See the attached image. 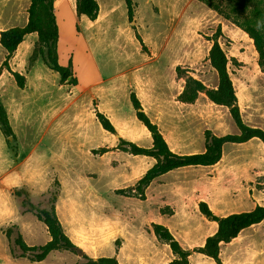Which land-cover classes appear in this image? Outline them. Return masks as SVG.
<instances>
[{"label": "rangeland", "instance_id": "obj_1", "mask_svg": "<svg viewBox=\"0 0 264 264\" xmlns=\"http://www.w3.org/2000/svg\"><path fill=\"white\" fill-rule=\"evenodd\" d=\"M52 1L58 61L75 83L62 81L42 61L35 32L7 59L0 46V98L14 133L0 131V264H76L84 255L167 264L174 255L153 224L165 226L191 251L188 264H218L193 250L217 228L200 203L217 216L264 206L262 142L226 143L216 163L173 169L139 192L136 183L155 160L122 149L120 140L151 145L131 93L175 153L203 151L207 132L238 131L229 109L204 92L193 102L179 98L187 77L215 86L208 58L215 40L226 54L243 122L264 130V69L252 38L200 0H132L130 20L124 0H96L94 20L78 11V0ZM28 5L0 0V31L24 25ZM98 113L114 132L103 128ZM17 189L41 205L56 193L55 212L74 249L52 251L41 261L13 256L16 232L27 245L48 240L45 225L21 208ZM219 260L264 264V220L221 243Z\"/></svg>", "mask_w": 264, "mask_h": 264}, {"label": "trees", "instance_id": "obj_2", "mask_svg": "<svg viewBox=\"0 0 264 264\" xmlns=\"http://www.w3.org/2000/svg\"><path fill=\"white\" fill-rule=\"evenodd\" d=\"M27 21L24 25L13 26L0 31V46L5 52V59L10 56L21 43L24 36L35 32L41 42L40 56L42 61L53 71L57 72L62 81L69 80L75 83L69 68L59 63L57 57L58 29L54 16L52 0H28ZM210 8L223 14V16L241 27L250 38L258 53V61L264 69V0H200ZM127 17L133 16V1L124 0ZM78 11L90 20H94L98 14L96 0H78ZM211 67L215 70L217 82L214 87L207 88L198 79L187 77L184 89L179 98L183 102H193L200 92H204L207 98L218 105L227 107L237 128L236 133L216 136L209 132L205 135L203 151L196 153H175L168 146L166 140L141 107L140 101L134 93L130 94V102L135 110L137 119L147 128L151 134V145L139 146L133 142L120 140V147L132 154H140L152 157L155 161L137 181L135 188L142 192L156 177L173 169L191 165H212L216 163L226 143H243L256 138L264 145V130L253 127L243 122L236 100V94L232 80L227 70V57L224 50L215 40L208 54ZM3 64L7 67L6 60ZM8 69V68H7ZM15 77H20L13 72ZM19 84H22L20 81ZM100 124L104 129L114 132L110 121L102 114H97ZM0 131L5 137L14 138L8 114L0 98ZM19 204L25 211L33 212L47 230L48 240L42 245H27L19 232L12 237L11 253L13 256L27 257L31 261H41L55 250H72L75 245L64 232L63 227L55 212L57 195L51 193L47 198L48 205L34 202L25 189L15 191ZM201 211L211 220L217 222L216 231L206 237L203 246L193 250L202 253L220 264L219 249L221 243L232 240L243 229L264 220V206H256L251 210L239 211L226 216H217L208 209L205 203H200ZM153 231L160 239L168 243L174 257L167 264H188L191 251L183 248L173 237L170 231L161 224H153ZM13 231L8 229L6 235L11 237ZM85 260L76 264H119L116 258L101 256L96 259L83 256Z\"/></svg>", "mask_w": 264, "mask_h": 264}, {"label": "water", "instance_id": "obj_3", "mask_svg": "<svg viewBox=\"0 0 264 264\" xmlns=\"http://www.w3.org/2000/svg\"><path fill=\"white\" fill-rule=\"evenodd\" d=\"M76 250H77V252H78L79 255H83L84 252L81 249L76 248Z\"/></svg>", "mask_w": 264, "mask_h": 264}]
</instances>
